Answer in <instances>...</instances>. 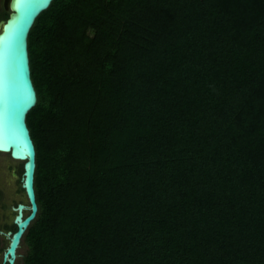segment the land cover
I'll use <instances>...</instances> for the list:
<instances>
[{"label":"trees","instance_id":"trees-1","mask_svg":"<svg viewBox=\"0 0 264 264\" xmlns=\"http://www.w3.org/2000/svg\"><path fill=\"white\" fill-rule=\"evenodd\" d=\"M29 53L22 264H264V0H54Z\"/></svg>","mask_w":264,"mask_h":264},{"label":"water","instance_id":"water-1","mask_svg":"<svg viewBox=\"0 0 264 264\" xmlns=\"http://www.w3.org/2000/svg\"><path fill=\"white\" fill-rule=\"evenodd\" d=\"M54 0H10V15L0 21V152L22 162L21 187L28 203L20 202L14 224L4 232L7 246L2 264H16L25 233L39 212L35 189L37 150L27 117L38 102L32 77L29 34L37 18ZM26 211L29 213L26 214Z\"/></svg>","mask_w":264,"mask_h":264},{"label":"rangeland","instance_id":"rangeland-1","mask_svg":"<svg viewBox=\"0 0 264 264\" xmlns=\"http://www.w3.org/2000/svg\"><path fill=\"white\" fill-rule=\"evenodd\" d=\"M21 177L22 162L13 159L9 153L0 152V229L4 232L10 230L11 225L14 224L13 205L20 201L28 203L26 193L21 187ZM27 213L29 211H26ZM7 243L6 236L0 233V264H2L3 251ZM24 252L25 249L21 247L19 254L22 256ZM21 256L18 257L16 264H22Z\"/></svg>","mask_w":264,"mask_h":264},{"label":"flooded vegetation","instance_id":"flooded-vegetation-1","mask_svg":"<svg viewBox=\"0 0 264 264\" xmlns=\"http://www.w3.org/2000/svg\"><path fill=\"white\" fill-rule=\"evenodd\" d=\"M8 6H9V0H0V8L1 11L2 10H8ZM0 11V12H1ZM3 20V19H2ZM1 21V20H0ZM20 202H23V201H20ZM20 202H18L16 205H13V208L16 207ZM15 211V210H14ZM17 215V212L15 211V216ZM5 249V248H4Z\"/></svg>","mask_w":264,"mask_h":264},{"label":"bare ground","instance_id":"bare-ground-1","mask_svg":"<svg viewBox=\"0 0 264 264\" xmlns=\"http://www.w3.org/2000/svg\"><path fill=\"white\" fill-rule=\"evenodd\" d=\"M9 3H10V0H9ZM10 5V4H9ZM8 7H10V6H8Z\"/></svg>","mask_w":264,"mask_h":264}]
</instances>
